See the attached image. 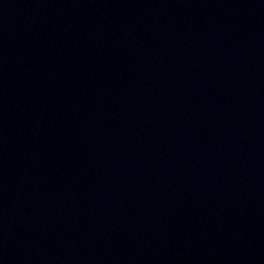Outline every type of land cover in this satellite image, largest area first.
Returning a JSON list of instances; mask_svg holds the SVG:
<instances>
[{
    "label": "water",
    "instance_id": "obj_1",
    "mask_svg": "<svg viewBox=\"0 0 264 264\" xmlns=\"http://www.w3.org/2000/svg\"><path fill=\"white\" fill-rule=\"evenodd\" d=\"M0 264H264V0H0Z\"/></svg>",
    "mask_w": 264,
    "mask_h": 264
}]
</instances>
